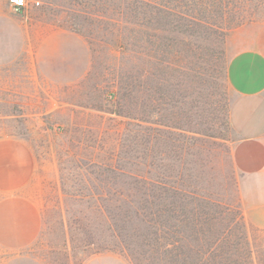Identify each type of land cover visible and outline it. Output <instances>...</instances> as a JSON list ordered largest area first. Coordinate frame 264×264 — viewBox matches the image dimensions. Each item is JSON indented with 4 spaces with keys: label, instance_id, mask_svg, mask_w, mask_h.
I'll list each match as a JSON object with an SVG mask.
<instances>
[{
    "label": "rangeland",
    "instance_id": "1",
    "mask_svg": "<svg viewBox=\"0 0 264 264\" xmlns=\"http://www.w3.org/2000/svg\"><path fill=\"white\" fill-rule=\"evenodd\" d=\"M131 7L27 0L17 10L0 0V138L33 155L29 181L0 192V264H131L118 249H99L102 210L132 194L119 178L153 174V159L167 180L181 173L228 200L231 175L255 264H264V174L233 162L247 138L232 125L237 95L225 76L235 51L264 52V0H230L234 18L225 11L228 21L204 27H159L151 14L142 23ZM201 30L221 34L201 41ZM160 33L170 36L161 51ZM248 142L243 161L255 167L264 140Z\"/></svg>",
    "mask_w": 264,
    "mask_h": 264
},
{
    "label": "trees",
    "instance_id": "2",
    "mask_svg": "<svg viewBox=\"0 0 264 264\" xmlns=\"http://www.w3.org/2000/svg\"><path fill=\"white\" fill-rule=\"evenodd\" d=\"M129 2L131 11L142 16V23L148 21L144 14H151L159 27L167 22L173 27L191 23L204 27L202 22L228 21L230 17L224 18L225 11L232 14L230 20L236 14L229 7L230 0ZM220 34L201 30L196 35L205 41ZM169 38L158 34L159 51L162 40ZM137 39L139 42L141 38ZM150 165L155 172L149 176L119 178L121 183H128L132 194L119 192L120 204L115 210H102L105 242H101L99 249H118L129 257L131 264H255L250 226L238 205L237 183L231 181V175L223 179L224 189H232L234 196L228 200L201 192L196 178L183 177L181 173L167 180L160 172L159 160L153 159Z\"/></svg>",
    "mask_w": 264,
    "mask_h": 264
},
{
    "label": "crops",
    "instance_id": "3",
    "mask_svg": "<svg viewBox=\"0 0 264 264\" xmlns=\"http://www.w3.org/2000/svg\"><path fill=\"white\" fill-rule=\"evenodd\" d=\"M227 79L237 95L231 113L232 125L247 138L233 147V162L239 169L247 163L245 172L253 168L264 174V159L257 160L255 167L251 161H243L244 154L250 155L246 149L248 140L257 139L262 144L264 140V52L252 47L235 51L228 61ZM258 153L264 155V148ZM32 172L33 155L29 147L17 138L1 137L0 192L20 189L29 181Z\"/></svg>",
    "mask_w": 264,
    "mask_h": 264
},
{
    "label": "built area",
    "instance_id": "4",
    "mask_svg": "<svg viewBox=\"0 0 264 264\" xmlns=\"http://www.w3.org/2000/svg\"><path fill=\"white\" fill-rule=\"evenodd\" d=\"M8 1L17 10H23L27 6V0H8ZM35 4L38 5L39 1H36Z\"/></svg>",
    "mask_w": 264,
    "mask_h": 264
}]
</instances>
